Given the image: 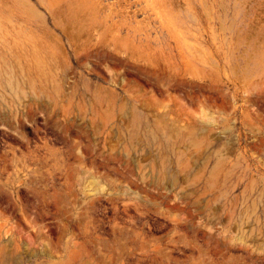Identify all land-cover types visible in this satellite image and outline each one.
Segmentation results:
<instances>
[{
	"label": "rangeland",
	"instance_id": "obj_1",
	"mask_svg": "<svg viewBox=\"0 0 264 264\" xmlns=\"http://www.w3.org/2000/svg\"><path fill=\"white\" fill-rule=\"evenodd\" d=\"M0 264H264V0H0Z\"/></svg>",
	"mask_w": 264,
	"mask_h": 264
}]
</instances>
